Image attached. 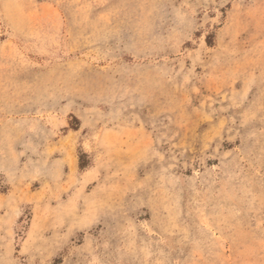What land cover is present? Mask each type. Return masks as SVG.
Returning a JSON list of instances; mask_svg holds the SVG:
<instances>
[{"label":"rangeland","instance_id":"rangeland-1","mask_svg":"<svg viewBox=\"0 0 264 264\" xmlns=\"http://www.w3.org/2000/svg\"><path fill=\"white\" fill-rule=\"evenodd\" d=\"M0 264H264V0H0Z\"/></svg>","mask_w":264,"mask_h":264},{"label":"trees","instance_id":"trees-1","mask_svg":"<svg viewBox=\"0 0 264 264\" xmlns=\"http://www.w3.org/2000/svg\"><path fill=\"white\" fill-rule=\"evenodd\" d=\"M80 168H84L85 166L82 163H79Z\"/></svg>","mask_w":264,"mask_h":264}]
</instances>
